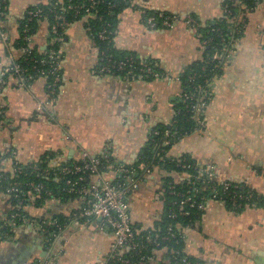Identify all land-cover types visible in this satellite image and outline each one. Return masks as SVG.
Returning a JSON list of instances; mask_svg holds the SVG:
<instances>
[{
  "label": "crops",
  "instance_id": "crops-1",
  "mask_svg": "<svg viewBox=\"0 0 264 264\" xmlns=\"http://www.w3.org/2000/svg\"><path fill=\"white\" fill-rule=\"evenodd\" d=\"M48 0H7V17L0 21V70L22 53L15 47L19 22L32 8ZM118 17L114 47L123 53L156 60L167 78L124 80L97 72L99 50L83 25H69L62 46V79L54 102L45 81L29 84L0 75V169L12 174L14 165L48 159L52 165L74 163L82 153L95 157L109 148L112 158L133 164L151 131L168 124L181 93L183 69L202 59L199 33L184 19L200 24L223 17L224 0H133ZM163 12L177 17L171 28L150 29L138 11ZM2 34L8 37L4 42ZM49 26L38 21L31 46L46 50ZM202 128L174 143L167 158L187 156L208 170L219 183H246L264 192V1L250 13L234 55L212 82V97L203 111ZM2 116V117H1ZM9 154V155H8ZM7 155L6 158H1ZM161 171L142 175L128 196L131 220L148 228L162 213L155 194ZM111 178V175H105ZM184 175H174L181 181ZM78 200H49L40 209H28L38 220L66 218ZM8 195L0 193V218L11 211ZM0 241V264H99L110 251L114 236L101 221H69L61 232V253L45 261L49 249L45 234L31 225H19ZM185 252L203 264H264V208L235 212L218 200H209L197 222L187 230Z\"/></svg>",
  "mask_w": 264,
  "mask_h": 264
},
{
  "label": "trees",
  "instance_id": "trees-1",
  "mask_svg": "<svg viewBox=\"0 0 264 264\" xmlns=\"http://www.w3.org/2000/svg\"><path fill=\"white\" fill-rule=\"evenodd\" d=\"M81 1L82 0H48L47 4L45 5L30 8H42L45 10V15L40 19H34L30 22H27L26 15L23 19H21L19 22V38L15 41V47L18 49L21 46L28 47V42L22 38L23 27L25 23L29 26V36L31 37L33 36L38 21L40 20L46 21L48 23L50 34V29L55 22V15L49 12L48 9L52 5H55L56 12L62 13L65 16V20L68 23L67 27L75 22L83 21L85 29L92 37L95 45L98 47V58L102 50H106V54L112 55V58L117 61H125L126 59L133 58L134 63L132 65L134 67L132 68V73H141L139 69L141 67L143 58L139 57L135 53H123L117 50L114 47L113 42L117 29L118 17L123 10L129 7L126 2L131 0H105L106 2H111L115 6L108 9L106 3L99 5L95 11L96 17H87L86 11L84 9H80L78 13H75L73 8H69L70 5L79 4ZM254 2L255 0H244V3L248 8H254ZM147 13L155 14L156 12ZM191 17L195 18L194 16ZM196 27L201 37L199 38L200 42L202 40H208V43L204 47L201 46L202 59L187 65L178 77V81L181 86V93L178 99L175 101L171 122L168 124H160L155 127L151 131L144 147L141 149L137 160L131 165H125L126 168L133 171V178L135 179H141L143 174L152 171L154 167H158L162 173L160 188L157 191L158 193H161V195L158 196V199L163 204L162 213L159 215V217H157L153 225L148 228H145L136 222H131L133 231L137 232L135 233L137 234L135 239L136 249L132 251H125L123 255V258L128 259L130 264H141L140 257L149 255L150 247L146 245L144 240L146 235H153L155 231H159V234L162 235L166 233V229L169 226L173 227L175 234L174 237L171 238V241L167 243L169 251H167L166 258L176 251L181 250L184 245V241L181 238L180 229H178L176 225L187 228L188 230L193 227L200 217L202 209L199 210L198 208L188 206L185 207L189 212L187 216H178L176 218L170 217L171 210L177 209V202H179L180 199L175 194L170 193V190L168 189L169 182L173 183L172 191L175 193H187L196 203L203 202L205 205L209 200H219L220 198L221 200H224V205L226 208L235 212H241L244 209L250 207L264 208V192L259 193L253 190L246 183L216 182L211 178V176H209L211 174L208 175L207 173L201 172V169L203 168H199L195 162L187 156L169 159H167L165 156L166 151L174 143L202 128L203 115L201 114L198 118H195L194 108L198 103L201 102H204L207 105L210 98L212 97V82L215 77L221 74L222 68L225 64L223 59L226 55V51L223 50V48H230L232 42L242 36V33L238 31L236 33L229 31L228 24L224 17L204 24H200L198 21ZM66 29L61 31V34H63L64 38ZM102 32H104V34L109 37L108 41H102L98 38V35ZM56 49V45L47 46L45 51L40 52L31 46L29 55H21L18 59L14 60L20 65L21 68L24 69L25 76H32V78L27 80L25 84H29L30 82L42 78L45 81L47 94H49L51 89L55 90V94L53 95L54 97H56L58 87L61 83L62 69L58 72L60 81L56 84L53 82L52 75L48 74L46 77H41L39 71H50V59H48L47 56L50 51H54ZM215 53L219 54V57L216 59L214 58ZM147 59L148 61L154 60L151 58ZM41 61H44V63L42 64ZM125 67V69H128L129 63H127ZM155 70L164 71L160 65L159 67L155 68ZM124 72L125 71L117 72L115 76L120 77ZM8 76L16 77L15 75L8 74L2 77L1 82L6 81ZM149 80L153 79L146 78L143 81ZM164 140L168 141V144L163 146L162 144ZM101 154L95 157L100 158ZM6 157L7 155H4L1 158L3 159ZM52 157L53 156H50L48 159H45L46 156L41 157V159L38 161L26 165L17 163L14 165L16 170L12 174L8 172L2 173L0 193L6 194L5 188L13 183H17V187L21 188L23 192L29 190V186L27 185L29 183H43L45 189L51 191L52 193L51 195L42 193L40 198L33 201L32 203H29V201L24 196L18 195V197H15L13 194H6L11 201L12 207L8 214L21 213L30 216V218L36 219L30 215L28 209H40L49 200H60L63 202L75 199L78 200L80 198L76 194L66 193L63 191V189L66 187L67 178L76 180L78 175L57 177L53 176L52 174H44L43 170L45 168H49V166L52 165L50 163V158ZM112 161H114V159L111 155L107 160L101 159L100 168L104 175L108 174L105 166L109 165V162ZM80 162L81 161L78 160L74 163ZM72 164L73 163L62 164L61 166H70ZM182 165H188L189 168H183ZM34 166H37L38 169H35ZM59 166L60 165H52V170L57 171V167ZM176 174L184 175V178L181 181H175L174 175ZM225 185L228 186L227 190H224ZM234 193L235 195H243L245 197L237 200L238 206H233L231 202V198ZM28 204H31L30 207L27 210L24 209V205ZM55 219L58 221L59 230H63L65 225L69 223V219L67 218L59 217ZM7 231L9 232L10 229ZM189 259L193 262L203 264L196 258L189 257ZM107 260V264H123L120 261H117L116 257L107 258ZM167 264L173 263L170 261Z\"/></svg>",
  "mask_w": 264,
  "mask_h": 264
},
{
  "label": "built area",
  "instance_id": "built-area-1",
  "mask_svg": "<svg viewBox=\"0 0 264 264\" xmlns=\"http://www.w3.org/2000/svg\"><path fill=\"white\" fill-rule=\"evenodd\" d=\"M114 1V0H110ZM125 1V0H120ZM264 0H255L254 6H257L260 2ZM106 3L107 8H113L115 5L111 2H106L105 0H82L79 4L70 5V9H74L75 13H78L80 9L86 11L87 17H96L97 7L101 4ZM129 7L135 8L133 0L126 2ZM6 0H0V21L7 17V6ZM255 8V7H254ZM254 8H248L244 0H224L223 4V17L226 19L228 24L229 31L236 33L237 31L242 33L245 30L247 25V20L250 13ZM136 9V8H135ZM134 9V10H135ZM45 10L42 8L30 9L26 12V20L30 22L34 19H40L45 15ZM53 15H55V22L50 29L49 41L47 46H57L56 50L49 52L47 58L50 59V71L46 72L40 70L39 73L41 77H46L48 74L53 76V82L56 84L60 81V76L58 72L61 70L62 63V46L64 44V36L61 34V31H64L68 25L65 20V16L62 13H57L55 10V5H52L49 9ZM142 15V22L145 26L150 29L157 28H171L173 23L177 20V17L174 15L165 14L163 12H156L155 14H148L147 11L139 10ZM185 24L193 29H196V24L198 20L193 17H187L184 19ZM197 30V29H196ZM4 42L8 41V37L2 34ZM26 42H28V47L21 46L19 50L23 55H29L31 48V36H29V26L25 23L23 27V37ZM98 38L102 41H108L109 37L104 34V32L98 35ZM199 38H201L199 36ZM237 40H234L230 48H223L226 51V55L223 59L225 63L234 55V50ZM208 40H202L200 42L201 46H206ZM106 50H102L98 58L97 72L102 75H116L117 72L125 71L122 76L124 80L135 81V80H144L146 78L152 79H162L167 78L168 75L164 71L155 70L159 67V63L156 60L148 61L147 58H143L141 63L140 71L141 73H132V64L134 63L133 58L126 59L125 61H117L112 58V55L106 54ZM219 54L215 53L214 58H218ZM43 64L44 61H41ZM129 63V68L125 69L126 64ZM38 71V70H37ZM15 75L19 82L25 83L27 80L31 79L32 76L26 75L24 69L20 67L18 63L12 61L9 65L3 67L0 70V75L3 77L5 75ZM42 79V78H41ZM55 90L51 89L48 96L50 97L48 103L54 102ZM206 103H198L194 110V117L198 118L203 114ZM168 141H163V146L167 145ZM109 148H105L102 152L101 157H92L87 153H82L80 163H73L70 166H59L57 171L52 170V165L49 168L43 170L45 175L52 174L53 176H74L78 175L76 180H71L67 178L66 187L63 189L66 193L76 194L81 198L80 206L74 210L68 217L69 221H73L76 224H84L93 220L101 219V223L108 225L111 229V232L114 236V241L110 247L109 254L100 261L99 264H107V258L116 257L117 261H120L123 264H130L129 260L123 258L124 252L128 250L136 249V236L137 232H134L131 227V216L129 211L128 196L131 191L138 188V181L141 179L133 178L134 173L130 169L126 168L125 165L112 161L110 164L105 166L107 173L111 175V178H108L101 172L100 162L101 159H108L110 157ZM166 156V154H165ZM167 158V156H166ZM169 159V158H167ZM35 169H38L37 166H34ZM183 168H189L187 165H182ZM16 168H14V171ZM21 171V170H20ZM201 172L210 174L208 170L201 169ZM2 171L0 169V187L2 180ZM211 176V175H209ZM81 183V184H80ZM17 183H13L10 186L5 188L6 194H13L15 197L18 195L24 196L29 203L40 198L41 194L51 195V191L45 189L43 183L27 184L29 190L23 192L21 188L17 187ZM228 186H224V190H227ZM168 189L171 194H175L179 197L180 201L177 202L178 207L175 210H171L170 217L176 218L178 216H187L189 212L185 208L195 207L199 210L205 207L203 202L196 203L191 196L187 193H175L172 191L173 183H168ZM22 191V192H21ZM161 193L156 192L155 196L158 199ZM216 197V196H214ZM245 198L243 195H234L231 198L233 206H238L237 200ZM248 199V198H246ZM221 203H225L224 200H219ZM21 203V202H20ZM31 204L24 205V209H28ZM19 225H31L36 227L39 231L45 234L49 249L48 255L44 259L45 261H54L58 255L61 253V232L59 230V225L57 219H52L50 221L38 220L30 218V216L21 213H12L0 218V241L9 236L7 230H11ZM58 227V228H57ZM180 229V235L182 240L185 242L187 236V228L177 226ZM154 230V229H153ZM173 227L169 226L166 229V233L159 234V231H155L153 235H146L145 243L150 247V253L147 256H141V264H167L170 261L173 264H199L193 262L189 259V256L184 249V245L181 250L176 251L166 258L167 251L169 247L167 243L171 241V238L174 237ZM50 264V262H47Z\"/></svg>",
  "mask_w": 264,
  "mask_h": 264
},
{
  "label": "water",
  "instance_id": "water-1",
  "mask_svg": "<svg viewBox=\"0 0 264 264\" xmlns=\"http://www.w3.org/2000/svg\"><path fill=\"white\" fill-rule=\"evenodd\" d=\"M98 221H101V219H98ZM106 227H107V228H109V226H108V225H106Z\"/></svg>",
  "mask_w": 264,
  "mask_h": 264
}]
</instances>
